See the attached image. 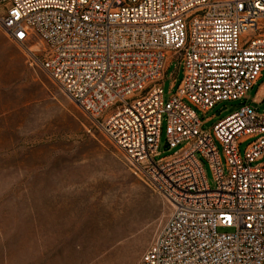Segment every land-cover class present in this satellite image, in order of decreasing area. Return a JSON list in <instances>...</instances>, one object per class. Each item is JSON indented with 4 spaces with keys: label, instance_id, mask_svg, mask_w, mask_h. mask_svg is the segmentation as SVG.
I'll list each match as a JSON object with an SVG mask.
<instances>
[{
    "label": "built area",
    "instance_id": "built-area-1",
    "mask_svg": "<svg viewBox=\"0 0 264 264\" xmlns=\"http://www.w3.org/2000/svg\"><path fill=\"white\" fill-rule=\"evenodd\" d=\"M0 25L169 203L139 264H264V114L207 133L196 111L263 78L264 0H0ZM172 56L185 76L166 101ZM164 133L183 146L168 158Z\"/></svg>",
    "mask_w": 264,
    "mask_h": 264
},
{
    "label": "rangeland",
    "instance_id": "rangeland-1",
    "mask_svg": "<svg viewBox=\"0 0 264 264\" xmlns=\"http://www.w3.org/2000/svg\"><path fill=\"white\" fill-rule=\"evenodd\" d=\"M184 76L172 56L166 101ZM247 105L264 114V74L246 99L196 111L212 133ZM253 142L242 143L243 156ZM166 143L164 133L160 158L183 147L167 151ZM171 211L0 25V264H139Z\"/></svg>",
    "mask_w": 264,
    "mask_h": 264
},
{
    "label": "water",
    "instance_id": "water-1",
    "mask_svg": "<svg viewBox=\"0 0 264 264\" xmlns=\"http://www.w3.org/2000/svg\"><path fill=\"white\" fill-rule=\"evenodd\" d=\"M166 150H169V147L166 145Z\"/></svg>",
    "mask_w": 264,
    "mask_h": 264
},
{
    "label": "bare ground",
    "instance_id": "bare-ground-1",
    "mask_svg": "<svg viewBox=\"0 0 264 264\" xmlns=\"http://www.w3.org/2000/svg\"><path fill=\"white\" fill-rule=\"evenodd\" d=\"M37 47H35L34 49H36Z\"/></svg>",
    "mask_w": 264,
    "mask_h": 264
},
{
    "label": "snow or ice",
    "instance_id": "snow-or-ice-1",
    "mask_svg": "<svg viewBox=\"0 0 264 264\" xmlns=\"http://www.w3.org/2000/svg\"><path fill=\"white\" fill-rule=\"evenodd\" d=\"M23 36V34H21Z\"/></svg>",
    "mask_w": 264,
    "mask_h": 264
}]
</instances>
